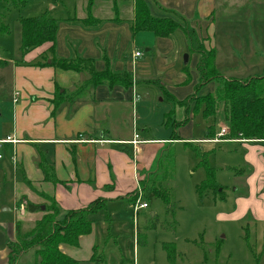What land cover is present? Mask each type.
<instances>
[{"label":"rangeland","instance_id":"rangeland-1","mask_svg":"<svg viewBox=\"0 0 264 264\" xmlns=\"http://www.w3.org/2000/svg\"><path fill=\"white\" fill-rule=\"evenodd\" d=\"M76 2L74 0L72 3ZM55 3L57 2L53 1L43 6L41 11L37 0H28L24 7L18 9L0 3V22L9 28L8 34L0 35L1 61L19 63L17 65L32 69L37 67L36 62L24 64L23 57L17 50L18 21L43 12L53 18L58 12V9H51ZM191 20L185 24L195 30L204 49L214 50V67L219 76L223 79L240 80L263 76L264 47L257 52V41L259 38L264 40V0H237L233 9L219 10L216 14L213 10L201 21ZM140 34L139 45L135 49L140 56H133L136 60L134 74L126 72L131 74L132 86L138 83L134 89L137 100L135 97L133 104L130 102L124 109L120 107L119 112L113 113L105 123L110 122L114 131L123 138L131 137L130 141L134 135L140 139L145 134L155 139L168 138L173 130L180 139L190 137L205 140L208 126L213 124L216 131L225 127L220 103L216 106L213 123L210 119L204 120L200 113L193 114L191 108L188 111L184 107L173 108L170 102L163 101L157 83L179 101L212 94L219 85L216 81L200 85L197 71L200 57L189 50L190 41L180 31L163 40H156L149 32ZM232 41L235 45L240 41L243 48L241 52L231 50ZM131 50L128 47L123 54L124 59L129 61ZM112 65H108V68ZM6 66L0 67V84L6 81L8 70L3 69ZM184 68L189 81L176 85L186 77L182 72ZM0 91L3 94L0 97L2 135L12 126L14 106L9 101L7 90ZM168 113V121L178 125L181 123L179 127L173 128V125L166 124L165 115ZM181 140L170 141L174 143L162 146L152 172L141 178L144 182L155 181L159 189L167 192L168 207L162 198H152L148 201V209H141L134 216L131 209L133 203L129 207L128 200L136 199L139 194L142 197L139 180L140 189L133 196L109 201L104 209L89 217L94 229L92 241L95 245L88 254L77 250L78 256L82 258L78 261L79 264H167L164 248L170 244L175 247V264H264L262 243L255 240L258 233H254V229L246 225V220L236 221L231 218L239 209L236 200L246 198L242 189L248 190L245 184L248 169L244 166V150L235 144L180 142ZM140 148L142 147L139 145L138 153ZM8 154L7 151H2L0 160V264L7 262L8 244L17 242L13 225L19 222L21 232L26 233L37 218L36 215H27V197L20 196V187L14 185L15 177ZM136 154L133 153V157ZM200 159H204L206 166L214 170L215 182L220 188H224L223 200L220 188L218 193L205 189L197 192L196 187L202 183L205 175ZM141 201L144 200L141 198ZM46 202L44 199L43 204ZM21 205L22 211H14L15 206L19 209ZM61 217L62 214L59 215ZM36 249L26 252H31V256L22 260L26 254L24 253L16 264L31 262L35 259ZM88 255L91 256L88 258Z\"/></svg>","mask_w":264,"mask_h":264},{"label":"crops","instance_id":"crops-1","mask_svg":"<svg viewBox=\"0 0 264 264\" xmlns=\"http://www.w3.org/2000/svg\"><path fill=\"white\" fill-rule=\"evenodd\" d=\"M37 1L40 11L43 6L57 2L51 8L58 9L57 16L53 17L58 20L54 42L55 57L91 59L97 71L110 69L118 74L127 71L134 74L136 60L133 56L138 52L135 49L139 45L138 38L141 35L131 34L134 0H92L90 10L89 0H77L76 3H72L74 0ZM144 1L153 17L173 19L178 23H186L192 21L191 19L201 21L213 10L216 14L219 10L233 9L237 4V0ZM88 15L93 19L86 26L83 20ZM163 39L167 38H156ZM50 45L45 43L33 49L22 61L24 64L37 62L38 56L46 52ZM128 47L132 49L129 61L124 59L123 55ZM152 47L151 45L150 48ZM262 47L264 40L259 38L257 52H260ZM242 49L240 41L238 45L232 41L233 52L238 53ZM49 62L48 59L47 63ZM17 64L19 63H7L3 68L8 70V73L6 81L1 82L0 89L7 90L14 110L12 126L5 134H0V139L12 136L19 142L14 148L5 145L0 154L2 151L9 153V162L14 172L10 160L14 149L17 164L13 182L15 187L16 184L20 187L19 195L26 196L28 203L42 208L45 197H51L63 216V212L84 208L97 199H104L107 204L109 201L133 196L134 192L140 189L141 184L139 185L138 181L141 182L145 174L152 172L162 146L174 143L169 141V137L155 139L145 134L140 140L147 143L140 145V152L133 157L132 146L126 143L131 137L123 138L114 131L110 122L105 123L113 113L119 112L120 107L124 109L130 102L133 104L135 97L137 100L134 89L138 83L129 88H109L105 85L87 87L75 99L67 100L66 97L86 81L85 74L57 70L49 65L32 69ZM110 64L113 65L108 68ZM183 81L179 80L176 85H183ZM63 92V101L54 106V96ZM2 96L0 91V97ZM15 96L17 101L13 103ZM225 128L227 129L226 124L221 129ZM219 131L214 129L215 137ZM181 139L180 142L235 144L244 150L243 165L248 169L245 180L248 190L242 189L246 198L236 200L239 209L231 218L236 221L246 220V225L253 228L254 233H258L255 240L262 243L264 251V141L235 139L213 143L210 142L212 139ZM41 164L52 170V177L48 181L44 179ZM146 203L149 207V203ZM27 215L37 216L33 223L42 217L41 212H27ZM13 230L15 233V224ZM93 232L92 226L90 234L78 238L77 247L60 245V251L76 261H81L77 250L89 253L95 245L92 241ZM27 256H31V252L26 253L22 260ZM90 256L88 255V258ZM32 262L34 264V259L28 264Z\"/></svg>","mask_w":264,"mask_h":264},{"label":"trees","instance_id":"trees-1","mask_svg":"<svg viewBox=\"0 0 264 264\" xmlns=\"http://www.w3.org/2000/svg\"><path fill=\"white\" fill-rule=\"evenodd\" d=\"M28 0H0V3L12 6L13 8H22ZM92 6V0L88 1V9ZM89 12V11H88ZM89 14V13H88ZM92 16L88 15L84 20L86 26L92 20ZM1 20V19H0ZM183 21L182 19H180ZM19 40L17 50L24 57L30 51L42 46L45 43H50L48 50L38 56L36 66L49 65L50 67L62 70L72 71L75 73H84L87 78L81 85H78L75 90L66 97L67 100H72L87 87H97L105 85L109 88L120 86L129 88L133 81L130 73H114L110 69L97 71L94 67V62L91 59L75 58L61 59L54 55V42L58 29V20L48 17L45 13L31 17L20 18ZM176 31H180L184 37L190 41L189 50L199 54L200 60L197 63V71L200 75V85H206L211 81L219 83L214 93L207 94L201 97H191L186 100H176L169 94L160 83L157 86L160 88L163 101L170 102L172 107H184L192 110L193 114L200 113L204 120H212L214 123L216 117V106L222 104L224 119L228 133L223 136V140H248V141H264V74L260 77L240 79H223L215 70L214 60L215 53L213 49L205 50L203 45L197 39L195 30L191 29L185 23L182 25L176 20L168 18L153 17L144 0H134V16L131 27L133 36L141 32H149L155 38H170ZM9 28L0 22V35L8 34ZM194 41V42H193ZM195 43V44H192ZM50 55V57H48ZM50 60L47 63V60ZM42 61V62H41ZM7 62L0 60V67L6 66ZM21 64V63H20ZM184 83L189 81L185 68L183 69ZM63 95L56 93L52 103L57 106L63 101ZM192 104V107H190ZM173 111V110H172ZM166 114V124L173 125V128L178 125L168 121ZM206 139H214L215 132L213 124L207 127ZM181 140L174 130L169 135V141ZM188 144V143H185ZM202 157V156H199ZM201 160V167L204 169V180L196 187L197 192H202V189L209 190L211 193H218L220 185L215 182L214 170L206 166L205 160ZM40 168L43 172L44 179L48 181L52 177L50 167L41 164ZM53 182V181H52ZM155 182V181H154ZM154 182L141 181L142 199L146 202L152 198H162L165 205L168 207L167 192L158 188ZM160 185V184H159ZM224 188H220L221 199L224 198ZM131 197V196H128ZM47 202L43 204V210L39 205L31 203L25 204V210L28 213L41 212L40 220L34 222L33 226L22 233L19 222L15 224V238L17 242L8 244V255L6 264H16L19 258L26 252L33 249L35 251L34 264H79L78 261L62 254L58 246L67 245L77 247L78 238L88 235L92 231V221L90 216L96 214L106 207V200L97 199L91 202L84 208L76 210H68L63 212L51 197H45ZM135 198L128 200V203H134ZM145 202V203H146ZM167 210H169L167 208ZM166 261L167 264H175V247L170 244L166 245Z\"/></svg>","mask_w":264,"mask_h":264},{"label":"built area","instance_id":"built-area-1","mask_svg":"<svg viewBox=\"0 0 264 264\" xmlns=\"http://www.w3.org/2000/svg\"><path fill=\"white\" fill-rule=\"evenodd\" d=\"M135 57H139L140 54L139 53H135L134 54ZM17 96V95H16ZM16 96L15 98L13 99V103H16L17 99H16ZM134 128V127H133ZM227 130L225 129H221V131L216 135V137L214 139H212V141L210 142H213V143H220L222 142L221 140L222 137L226 134ZM19 141H17L16 139H14L12 136H7L3 139H0V150L5 146V145H11V147L14 148V146H16V144H18ZM127 144H129L130 146H132V150L133 152L136 154L138 153V146L139 145H142L144 143H147V142H144V141H141L140 139H138L137 135H134V138L132 141L130 142H126ZM11 157H10V160L12 162V165H13V169H14V172L16 170V157H15V152H14V149L13 151L11 152ZM0 159H1V154H0ZM148 205L147 203L145 202H142L141 201V194H139V197H137L134 201V203L131 205V209H132V212H133V215L135 216L139 210L141 209H147ZM22 211L23 210V207L22 205L19 207V209L16 208V206L14 207V211Z\"/></svg>","mask_w":264,"mask_h":264},{"label":"water","instance_id":"water-1","mask_svg":"<svg viewBox=\"0 0 264 264\" xmlns=\"http://www.w3.org/2000/svg\"><path fill=\"white\" fill-rule=\"evenodd\" d=\"M187 63V57L184 58V64ZM41 210H43V207L41 208Z\"/></svg>","mask_w":264,"mask_h":264}]
</instances>
